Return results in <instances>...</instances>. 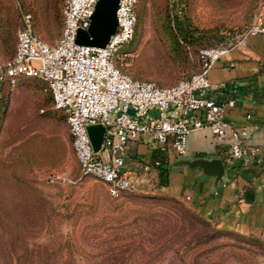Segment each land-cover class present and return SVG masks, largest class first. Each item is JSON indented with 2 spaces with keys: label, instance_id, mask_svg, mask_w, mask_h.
Wrapping results in <instances>:
<instances>
[{
  "label": "rangeland",
  "instance_id": "1",
  "mask_svg": "<svg viewBox=\"0 0 264 264\" xmlns=\"http://www.w3.org/2000/svg\"><path fill=\"white\" fill-rule=\"evenodd\" d=\"M63 1L0 0L2 59L14 54L23 12L54 45ZM258 1L138 0L120 69L174 84L196 66L199 49L234 43L254 21ZM175 18L192 29L187 42L169 36ZM151 172L138 170L137 190L119 197L92 176L76 181L64 115L52 109L43 81L20 77L0 121V264H264L263 241L208 223L158 187Z\"/></svg>",
  "mask_w": 264,
  "mask_h": 264
},
{
  "label": "built area",
  "instance_id": "2",
  "mask_svg": "<svg viewBox=\"0 0 264 264\" xmlns=\"http://www.w3.org/2000/svg\"><path fill=\"white\" fill-rule=\"evenodd\" d=\"M97 1H63L61 35L54 45L36 35L32 14L23 12L14 54L6 60L0 54V85L8 81L11 89L20 77L45 83L52 109L61 112L67 123L78 163L76 181L92 176L105 184L111 197L135 192L136 174L126 166L135 145L148 138L161 151L182 156L188 135L197 129H208L220 143L229 141L225 161H252L264 170L261 147L244 142L241 130L225 119L236 99L210 97L209 92L222 84L214 85L208 78L210 69L232 50L246 47L250 36H264V22L254 20L230 45L199 49L194 71L174 84L160 85L135 79L120 69L130 55L121 49L134 38L138 0H118L117 26L104 47L76 43L78 31L89 28ZM90 124L105 129L97 152L88 135ZM140 161L143 171H151L146 160Z\"/></svg>",
  "mask_w": 264,
  "mask_h": 264
},
{
  "label": "crops",
  "instance_id": "3",
  "mask_svg": "<svg viewBox=\"0 0 264 264\" xmlns=\"http://www.w3.org/2000/svg\"><path fill=\"white\" fill-rule=\"evenodd\" d=\"M254 20L264 22V0L258 1ZM208 78L214 85L222 84L209 92L210 97L216 101L236 99L225 119L241 130L244 142L261 147L259 156L264 162V36H250L247 46L221 58L208 72ZM147 141L140 140L126 161L137 180L142 176L137 173L142 171L140 160L147 161L152 154ZM228 143L218 142L208 129H197L188 135L184 155L160 150L169 161L168 184L162 188L213 226L264 242V170L252 161H225ZM201 157L223 161L222 180L215 182L214 176L199 167L173 166L180 158ZM130 158L134 166L129 168ZM151 173L156 176V172Z\"/></svg>",
  "mask_w": 264,
  "mask_h": 264
},
{
  "label": "water",
  "instance_id": "4",
  "mask_svg": "<svg viewBox=\"0 0 264 264\" xmlns=\"http://www.w3.org/2000/svg\"><path fill=\"white\" fill-rule=\"evenodd\" d=\"M117 4L118 0H98L91 16L89 28L78 31L76 43L104 47L117 26ZM87 131L93 151H99L103 145L104 127L100 124H90L87 126ZM173 166L199 167L205 174L214 176L215 182L222 180L225 172L223 161L220 158H180L173 163Z\"/></svg>",
  "mask_w": 264,
  "mask_h": 264
},
{
  "label": "trees",
  "instance_id": "5",
  "mask_svg": "<svg viewBox=\"0 0 264 264\" xmlns=\"http://www.w3.org/2000/svg\"><path fill=\"white\" fill-rule=\"evenodd\" d=\"M168 32L171 39L179 44L182 42H187L189 39L192 38V29L190 28L189 24H187L186 20L175 18L173 22L169 23ZM219 44L212 45V46H220L226 45L227 42H223V40L219 41ZM197 68L196 66H191L185 76L191 72V70ZM10 91V84L8 81H5L0 85V121H1V114L3 112V107L7 104L8 95ZM147 145L152 150V154L147 162L152 166L151 171L156 172V176L154 177V182L158 187H164L168 184V174H169V161L167 160L166 156L160 151L159 148L154 147L153 143L148 140ZM177 156V155H176ZM142 158V157H141ZM155 162H158V165H155ZM209 223V222H208Z\"/></svg>",
  "mask_w": 264,
  "mask_h": 264
}]
</instances>
